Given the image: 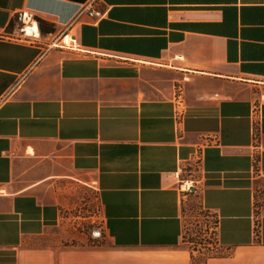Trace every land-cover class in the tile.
I'll return each instance as SVG.
<instances>
[{"label": "crops", "instance_id": "0c3cea01", "mask_svg": "<svg viewBox=\"0 0 264 264\" xmlns=\"http://www.w3.org/2000/svg\"><path fill=\"white\" fill-rule=\"evenodd\" d=\"M90 1L0 0V264H192L188 204L264 264V0ZM86 194L102 248L60 242Z\"/></svg>", "mask_w": 264, "mask_h": 264}, {"label": "rangeland", "instance_id": "374dc122", "mask_svg": "<svg viewBox=\"0 0 264 264\" xmlns=\"http://www.w3.org/2000/svg\"><path fill=\"white\" fill-rule=\"evenodd\" d=\"M82 196L77 206L62 210L60 216L62 219L57 230L66 236L60 242L64 245H78L81 244L80 238L84 237L87 245L102 248L106 245V239L95 196L94 194ZM182 212L184 229L179 248L190 253L192 264H201L209 258L227 254L219 245L217 219L213 214L199 204L195 206L188 204L183 207ZM58 239L59 236L56 237L57 242Z\"/></svg>", "mask_w": 264, "mask_h": 264}, {"label": "built area", "instance_id": "2783aa9c", "mask_svg": "<svg viewBox=\"0 0 264 264\" xmlns=\"http://www.w3.org/2000/svg\"><path fill=\"white\" fill-rule=\"evenodd\" d=\"M94 4H95V0H91L90 2H88V4H86L83 7V9L81 10L80 13L86 11L87 15L89 17L97 18V19L100 20L101 18L104 17L105 14L103 12H100V11H97V10L93 9L92 6ZM56 42L60 46V48H63V49H68V50H72V51L81 50V48H80V46H79V44L77 42V39L75 37L69 36L65 32H62L58 36ZM200 157H201V153L199 152V153L196 154L195 159L193 160L192 163H195V165L198 166V164L200 163ZM184 174H186L188 178L182 179L183 181H181L180 186H179L181 191L184 192L185 194H195V193H197V188H196L195 184H189L188 185L189 180H191L190 179V177H191L190 170L189 169H185L184 170ZM184 180H186V181H184Z\"/></svg>", "mask_w": 264, "mask_h": 264}, {"label": "bare ground", "instance_id": "6f19581e", "mask_svg": "<svg viewBox=\"0 0 264 264\" xmlns=\"http://www.w3.org/2000/svg\"><path fill=\"white\" fill-rule=\"evenodd\" d=\"M37 26H34L33 28H32V30L34 29L35 31H38V29L36 28ZM34 31V32H35ZM26 32H27V35L28 36H30V35H33V33H31L30 31H28V30H26ZM35 34H37V32H35ZM36 36V35H35ZM37 37V36H36Z\"/></svg>", "mask_w": 264, "mask_h": 264}, {"label": "trees", "instance_id": "16d2710c", "mask_svg": "<svg viewBox=\"0 0 264 264\" xmlns=\"http://www.w3.org/2000/svg\"><path fill=\"white\" fill-rule=\"evenodd\" d=\"M214 258V257H213ZM201 264H206V261L205 262H203V263H201Z\"/></svg>", "mask_w": 264, "mask_h": 264}]
</instances>
